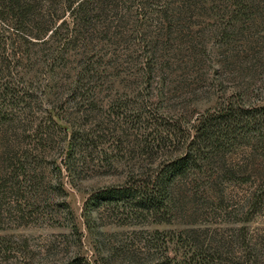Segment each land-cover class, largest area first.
I'll return each instance as SVG.
<instances>
[{
    "label": "rangeland",
    "instance_id": "obj_1",
    "mask_svg": "<svg viewBox=\"0 0 264 264\" xmlns=\"http://www.w3.org/2000/svg\"><path fill=\"white\" fill-rule=\"evenodd\" d=\"M36 1L39 23L26 29L64 9ZM85 10L65 11L47 49L0 19V153L15 136L24 148L52 139L36 166L43 181L22 177L0 195V264H182L177 234L190 227L219 246L221 264H264V121L252 124L264 106V0H91ZM24 90L28 105L12 104ZM229 106L248 110V123L205 148L167 214L90 202L127 170L178 154L200 117Z\"/></svg>",
    "mask_w": 264,
    "mask_h": 264
},
{
    "label": "trees",
    "instance_id": "obj_2",
    "mask_svg": "<svg viewBox=\"0 0 264 264\" xmlns=\"http://www.w3.org/2000/svg\"><path fill=\"white\" fill-rule=\"evenodd\" d=\"M90 1L64 0L63 11L52 16L45 27H40V24H36L37 27L35 29H26L24 23H39L38 19L40 17L37 18L34 12L38 2L36 0H0V19L14 23L16 29L23 36L24 42L40 46L43 45V49H47L51 47L52 41L55 40L58 31L65 23L64 19H62L65 11L85 14V8ZM56 23L59 24L57 25ZM0 40L2 41V36H0ZM10 41L12 44H15L14 40L10 39ZM59 44L63 46L64 43ZM16 49L14 46L12 49L13 53H16ZM4 89L9 90L13 95L17 91L9 81L4 83ZM16 97V99H12V104L17 105L23 103L27 106L31 97L33 98V95L32 91L24 90L23 93L19 96L16 95ZM258 111L260 115L253 117L252 124L254 125L258 124L259 116L261 117L260 120L264 121V106L260 107ZM247 113L248 110L246 109L229 106L223 113H208L200 117L195 124L194 133L190 141L182 151L178 154L166 153L164 151L165 158L155 167L145 168L143 165H138L140 167L137 170H127L122 184L99 189L91 195L90 202L121 201L126 203L127 206H130L134 214L141 215L144 212H150L154 214L153 216L157 214L164 216L167 214L170 205L174 203L173 201L175 200L179 184L184 183L189 178L188 176L202 170V167L205 166L204 163L207 160L205 158H208L205 148L216 144L220 140L222 133L232 131L236 125H246L248 122H245L243 117ZM49 136L46 135L44 138H37L34 146L29 148H24L20 145L21 142L27 139L25 134L15 136L12 138L13 143L3 145L2 152L0 153L3 162L0 169V195L3 194L6 196V193L11 192L9 191L11 189L8 190V185L13 182L21 183L22 177H30V183L32 184L35 181L36 187L43 181V176H38L39 173H37L36 166L39 164V154L43 153L42 148L44 142L48 139L52 140ZM1 138L5 142L10 141V139L7 140L5 138V133H3ZM150 154L151 152L147 155ZM65 155L69 165L68 168H72L71 154L69 155L67 153ZM202 159L204 160L202 161ZM4 169L9 170L3 174ZM154 218V220H166L164 217ZM203 230L199 227H190L178 232V239L184 244L183 246L187 247V253H189L182 264H212V262L214 264H221L222 258L218 254L219 246L214 244L213 239H208L206 244L200 241V235L204 234ZM155 233L157 234L159 232L155 231ZM0 239L4 241L5 237L3 236ZM0 244V249L3 250L6 248L3 244H7V241ZM156 264L181 263H172L171 257L165 255Z\"/></svg>",
    "mask_w": 264,
    "mask_h": 264
}]
</instances>
